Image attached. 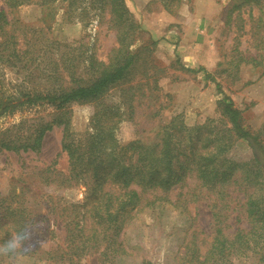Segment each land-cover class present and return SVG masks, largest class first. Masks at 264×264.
Wrapping results in <instances>:
<instances>
[{
    "label": "rangeland",
    "instance_id": "rangeland-1",
    "mask_svg": "<svg viewBox=\"0 0 264 264\" xmlns=\"http://www.w3.org/2000/svg\"><path fill=\"white\" fill-rule=\"evenodd\" d=\"M123 3L138 25L130 46L136 54L130 74L96 102L70 104V130L84 139L94 130L96 112L112 107L113 137L120 147L134 141L160 142L165 127L174 140L183 138L181 152L190 169L186 167L182 181L164 193L131 186L141 192V205L126 215L115 243L90 248L72 264H264V218L251 214L252 202L264 213V185L259 190L255 169L250 172L257 163L264 179V158L250 141L226 131L230 124L221 108L227 97L241 113V126L257 136L264 150V64L254 67L250 61L264 56V0L257 5L248 0ZM0 11L10 23L29 26L35 40L71 44L75 53L92 52L104 62L116 46L108 10L100 0H29L11 11L0 0ZM43 68L44 63L34 62L28 69L6 67L0 74L8 92H14L16 87L52 84L44 80ZM48 112L40 106L15 112L0 119V130ZM183 125L196 135L194 145L184 137ZM62 133V126L46 132L38 152L0 151L1 196L13 192L35 200L41 215L50 204L43 200V188L60 204L83 201L85 189L80 184L43 187L46 176L53 179L57 172L68 171ZM217 137L226 144L231 141L223 157L236 167L228 183L209 187L191 170V152L195 149L199 164V156L212 151L216 143L204 148V141ZM53 161L49 172H44ZM155 196L163 197L166 205L152 212L143 206ZM42 224L52 231L39 235L40 249H55L56 259L17 256L12 264H68L66 257H60L68 245L65 221L49 214Z\"/></svg>",
    "mask_w": 264,
    "mask_h": 264
},
{
    "label": "trees",
    "instance_id": "trees-1",
    "mask_svg": "<svg viewBox=\"0 0 264 264\" xmlns=\"http://www.w3.org/2000/svg\"><path fill=\"white\" fill-rule=\"evenodd\" d=\"M100 1L108 10L110 27L115 31L116 38V46L105 62L98 60L92 52L75 53L76 49L71 44L48 38L35 40L29 26L10 23L6 13L0 11V72L6 67L21 70L28 69L34 62L44 63L46 69L43 68L45 74L42 76L46 82L52 80V84L40 88L16 87L14 92H8L0 74V119L34 106L49 109L44 116L23 118L0 130V151L38 152L45 133L54 126H62L61 149L68 159V171L57 172V177L53 179L46 176L43 187L64 188L80 184L85 189L83 201L78 205L60 204L53 194L43 188V200L50 203L43 215L40 213V203L35 200H24L13 196V192L0 195V244L17 234L24 240V247L15 257L11 261L0 257V264H12L17 256L38 258L45 255V260L56 259L55 249L42 250L37 241L39 235L49 231L48 226L42 224L49 214L65 221V241L68 245L67 251L60 257H66L68 264L74 260L78 262L90 248H98L103 243L109 248L115 243L126 215L141 205V192H153L155 189L163 193L168 191L182 181L188 167V159L181 152L183 138L174 140L166 134L165 127L160 142L134 141L120 147L113 137L116 122H112V117L116 113L112 107H102L96 112L92 117L94 130L87 137L81 140L72 134L68 106L72 103L96 102L108 88L123 82L130 74L136 55L130 46L138 25L123 0ZM259 1L248 0L256 5ZM4 2L11 11L29 3V0ZM43 32L40 27V33ZM250 61L254 67L261 66L264 56L250 58ZM262 67L261 74L264 75V65ZM221 108L230 124L226 131L233 132L235 138L250 141L264 158V150L257 136L241 126V113L227 97L222 100ZM181 128L186 140L194 145L192 138L196 135L190 134L192 128L184 125ZM211 143H215L214 149L201 154L199 164L195 149L191 152V170L203 185L221 187L229 182L236 167L223 157L231 141L226 144L222 138L207 139L203 147L207 148ZM54 164L55 161L44 172H49ZM257 166V163L252 165L250 172L254 173L255 169L254 177L259 190H262L264 179H260L262 174ZM133 185L141 192L131 188ZM108 187L115 190H107ZM162 198L155 196L146 200L143 207L152 212L162 210L166 205ZM251 207L252 215L258 219L264 218L263 211L256 209L255 203L252 202Z\"/></svg>",
    "mask_w": 264,
    "mask_h": 264
},
{
    "label": "clouds",
    "instance_id": "clouds-1",
    "mask_svg": "<svg viewBox=\"0 0 264 264\" xmlns=\"http://www.w3.org/2000/svg\"><path fill=\"white\" fill-rule=\"evenodd\" d=\"M24 247V240L17 234L8 239L5 243L0 244V257L12 260L16 253Z\"/></svg>",
    "mask_w": 264,
    "mask_h": 264
},
{
    "label": "water",
    "instance_id": "water-1",
    "mask_svg": "<svg viewBox=\"0 0 264 264\" xmlns=\"http://www.w3.org/2000/svg\"><path fill=\"white\" fill-rule=\"evenodd\" d=\"M260 154V153H259ZM260 158H262V155L260 154Z\"/></svg>",
    "mask_w": 264,
    "mask_h": 264
}]
</instances>
